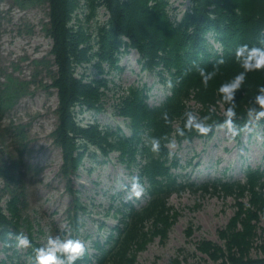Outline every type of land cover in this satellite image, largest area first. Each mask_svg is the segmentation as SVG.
I'll list each match as a JSON object with an SVG mask.
<instances>
[{"label": "trees", "instance_id": "obj_1", "mask_svg": "<svg viewBox=\"0 0 264 264\" xmlns=\"http://www.w3.org/2000/svg\"><path fill=\"white\" fill-rule=\"evenodd\" d=\"M47 2L48 33L53 39L52 53L57 65L53 86L59 96L60 124L54 135L63 150L64 172L78 167L86 157L101 164L110 150H118L121 158L139 156L135 177L146 183L148 194L147 203L140 208L122 202L118 211L123 219L115 226V232L106 240L93 239L96 253L87 249L75 264H131L132 252L142 248L150 233L172 219L170 195L196 188V183L184 180L176 172L181 163L171 153L167 141L210 136L214 127L225 119L224 114L216 116L217 121L211 123L213 130L207 135L185 130L181 136L176 132L184 125V114L193 111L192 99L201 104L202 112H220L219 104L226 107L219 86L242 70L234 58L235 47L245 42L264 45V0H190L180 19L171 14V0ZM102 8L108 14L104 21L100 19ZM132 49L139 51L144 68L158 69L165 84L172 81L171 94L161 104L152 106L148 102L147 85L129 86L119 104V113L130 118V135L121 127L103 126L97 119L83 124L78 114L101 109L108 87L107 75L124 69L120 62ZM220 57L225 62L217 65ZM90 66L96 68L100 77L89 78L85 72L77 71L78 67ZM200 67L217 68L207 86L202 83ZM261 85H264V69L248 73L236 97L237 124H247V109ZM210 105L219 108L207 110ZM164 113L168 114L167 120ZM153 136L161 138L158 153L151 150L149 141ZM197 187L206 192L222 190L237 195V199L248 198L237 202L230 222L220 231L225 245L204 243L210 257L218 264H264V256L251 255L259 223L264 220V169H249L243 182L216 179ZM150 223L152 228L148 227ZM20 232L24 233L0 207L3 243L0 253L6 254L0 264H35L36 254L28 251L32 260L27 263L22 258L25 253L18 250L15 237L10 235Z\"/></svg>", "mask_w": 264, "mask_h": 264}, {"label": "rangeland", "instance_id": "obj_2", "mask_svg": "<svg viewBox=\"0 0 264 264\" xmlns=\"http://www.w3.org/2000/svg\"><path fill=\"white\" fill-rule=\"evenodd\" d=\"M189 5L190 0H171L173 18L180 19ZM49 10L47 0H0V207L31 237V247H19L28 259H32L28 251L36 254L48 236L57 233L73 234L92 248L91 239L106 240L123 219L118 211L121 201H135L139 206L147 199L145 191L139 197L131 192L139 156L121 158L113 149L101 164L86 157L78 167L64 172L63 150L54 135L60 116L58 90L53 86L57 65L48 33ZM107 18L102 8L100 19ZM140 57L132 50L121 60L124 69L107 75L101 109L79 113L83 124L97 119L103 126H122L131 134L130 118L120 115V103L131 85L147 84L153 105L165 100L169 85L161 81L158 69L144 68ZM77 71L89 78L100 77L94 66ZM219 106L220 112H202L200 103L190 101L193 111L207 117L208 123L224 114L225 107ZM208 107L210 111L219 108ZM215 130L210 137L170 147L182 163L177 172L183 178L196 183L217 178L243 181L247 169L264 166V122L254 123L250 131L235 138L225 128ZM247 199L222 190L173 193L169 198L172 219L132 252L131 264H218L203 245H225L220 231L230 222L237 202ZM259 225L251 250L254 257L264 256V220Z\"/></svg>", "mask_w": 264, "mask_h": 264}, {"label": "clouds", "instance_id": "obj_3", "mask_svg": "<svg viewBox=\"0 0 264 264\" xmlns=\"http://www.w3.org/2000/svg\"><path fill=\"white\" fill-rule=\"evenodd\" d=\"M234 58L240 64L242 70L238 71L230 80L219 86V92L222 94V100L226 103L225 119L218 124V127L227 129L232 138L241 135L242 131L251 130V126L264 118V85L260 86L255 96L254 102L247 109L248 122L245 125L237 124L236 97L238 90H241L248 73L255 70L264 69V45L240 43L234 49ZM224 57H220L217 65L223 64ZM202 83L207 86L209 81L213 79L217 68L208 70L200 67L198 69ZM169 87L172 81H168ZM184 125L176 130L178 135L183 136L185 130L195 131L202 135H207L213 130V125L207 122V117H202L198 113L191 110L185 114ZM167 120L168 114L164 113ZM150 146L153 152H159L161 148V138L153 136L150 138ZM168 146L174 148L176 139L167 141ZM171 155V153H170ZM145 191L144 185L140 177H133L131 182V192L134 196L139 197ZM15 237L18 247L29 248L32 246V239L25 233H10ZM35 264H75V262L83 257L87 251L85 241L60 233L50 235L47 242L37 248Z\"/></svg>", "mask_w": 264, "mask_h": 264}]
</instances>
